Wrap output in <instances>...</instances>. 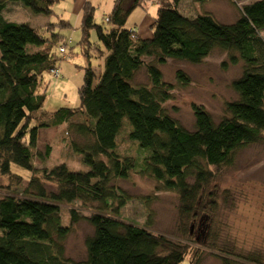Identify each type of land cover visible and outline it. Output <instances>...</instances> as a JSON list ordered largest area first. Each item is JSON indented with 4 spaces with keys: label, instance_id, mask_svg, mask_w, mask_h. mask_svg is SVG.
Segmentation results:
<instances>
[{
    "label": "trees",
    "instance_id": "16d2710c",
    "mask_svg": "<svg viewBox=\"0 0 264 264\" xmlns=\"http://www.w3.org/2000/svg\"><path fill=\"white\" fill-rule=\"evenodd\" d=\"M54 1L0 0V178L11 182L4 186L0 180L7 189L0 192V264H198L188 244L119 218L127 197L116 181L137 172L152 178L158 189L173 191L179 199V222L217 208L209 188L220 170L233 163L241 148L264 142V0L244 4L230 23L206 12L186 15L177 7L181 0H155L147 38L137 33L136 24L125 25L129 13L147 0H113L103 23L95 22L96 6L87 0L81 39L75 44L65 43L61 33L71 28L67 19L20 22L12 17V6L23 16L49 15ZM62 43L70 57L75 48L87 56L79 103L47 110L50 70L69 58L59 53ZM92 48L102 57L94 66L89 62ZM214 49L242 60V74L232 81L236 98L226 102L218 121L193 103L194 126L187 129L165 109L174 84L164 81L157 65L168 59L199 63ZM141 67L148 82L134 84ZM176 78L183 86L189 82L181 70ZM124 118L129 140L144 149L140 161L117 149ZM62 122L75 130L68 142L84 169L71 170L63 162L50 168L35 164L50 151L37 149L38 131ZM13 166L28 172L27 178ZM22 180L25 185L18 188ZM77 201L93 210L84 216L92 226L84 241L85 256L75 261L64 254L63 240L71 226L62 220L59 204ZM69 213L71 223L83 217L74 208ZM178 228L189 237L185 225ZM248 250L236 251V259L264 264L261 253Z\"/></svg>",
    "mask_w": 264,
    "mask_h": 264
},
{
    "label": "rangeland",
    "instance_id": "374dc122",
    "mask_svg": "<svg viewBox=\"0 0 264 264\" xmlns=\"http://www.w3.org/2000/svg\"><path fill=\"white\" fill-rule=\"evenodd\" d=\"M86 0H56L51 5L53 10L49 15L33 16L28 12L22 15L18 9L12 6V17L27 22H56L59 19H69L73 28H64L61 33L74 44L80 39L72 40L71 35L80 38V21L77 24V13ZM95 6V22L103 23L105 16L111 12L113 0H90ZM254 0H181L178 9L189 16L197 13H210L219 22L230 23L235 21L244 4ZM78 5V8L76 9ZM155 0H147L142 6L135 7L128 15L125 25L136 24L141 38L145 37L153 15L156 11ZM82 14V9H81ZM31 19V20H30ZM81 19V15H80ZM140 29V30H139ZM264 38V30L260 32ZM90 37H94L93 31ZM147 38V37H146ZM73 57L61 60V63L71 65L73 68L72 83L67 77L59 80L60 86H52L54 80L49 83L48 94L53 91V96L62 97L63 93L68 99L73 97L75 102L78 96V87L82 83L83 69L79 67V59L82 56L73 54ZM60 63V62H59ZM58 63V64H59ZM162 71L164 81L174 84L171 98L165 102V109L182 126L192 129L194 116L192 104L202 105L218 121L225 113V104L234 100L236 94L232 88V81L240 77L243 71V63L240 58H230L227 51L214 49L210 55L199 63H190L174 59H168L163 64H158ZM55 66L50 70L52 77L63 76ZM58 70L57 75L53 71ZM181 70L188 78L187 85L177 82L176 72ZM75 82V83H73ZM148 77L146 71L141 67L133 78L134 84H146ZM79 103V101H76ZM55 103V102H54ZM61 104V101H59ZM69 104V103H67ZM71 106L78 104L70 103ZM54 105L49 101L47 110H53ZM76 119H80L76 117ZM122 128L117 134V149L121 154L135 156L140 161L143 150L136 142H131L127 136L130 125L126 118L123 119ZM76 135L75 130L66 122L56 126L49 125L41 128L37 133V149L49 154L43 162L36 158V166H47L48 168L65 163L71 170L82 168L80 156L75 153L69 145V136ZM86 137V135H85ZM88 137V136H87ZM80 138V137H77ZM81 140V139H80ZM81 142V141H79ZM142 153H141V152ZM141 157V158H140ZM84 169V168H82ZM15 172H19L24 178L29 175L23 169L13 166ZM4 186L11 184L8 178H0ZM116 184L126 194V202L121 207L119 218L134 224L145 226L150 230L165 235L172 241L188 244L189 255L196 257L198 264H223L226 261L233 264H247L244 259H236V251H256L264 256V142L250 144L238 150L232 164L220 170L216 181L209 190L215 194L217 208L210 210L207 214L188 219L181 218L179 212L178 196L169 190H160L155 186L154 180L132 172L128 178L117 180ZM25 185V181L16 184L19 188ZM7 191L0 187V192ZM62 220L70 222V232L63 240L64 254L73 260H82L85 256V237L92 232V226L84 218L92 210V205H84L77 201L75 203L59 204ZM74 208L81 218L70 221L69 209ZM185 225L189 229V237L179 232L178 225ZM198 252V253H197ZM228 263V264H229Z\"/></svg>",
    "mask_w": 264,
    "mask_h": 264
},
{
    "label": "crops",
    "instance_id": "0c3cea01",
    "mask_svg": "<svg viewBox=\"0 0 264 264\" xmlns=\"http://www.w3.org/2000/svg\"><path fill=\"white\" fill-rule=\"evenodd\" d=\"M87 1V0H86ZM147 2V1H146ZM83 5V4H82ZM81 5V6H82ZM78 8V5H77V7H76V9ZM81 7H80V10L78 11V13H77V18H78V21H77V24L79 23V21H80V15H81ZM96 10V9H95ZM95 10H94V16H95ZM67 20H69V19H67ZM70 21V20H69ZM70 23H71V21H70ZM80 26V25H79ZM138 27V26H137ZM69 28V27H68ZM71 28H73V23H71ZM80 28V27H79ZM140 30V29H139ZM137 33H138V30H137ZM151 34V32H150V27H149V30H148V32H147V34H146V36L145 37H149V35ZM140 35V34H139ZM69 38H74L75 40L76 39H81V35H80V38H79V36L78 35H75V34H72L71 35V37H69ZM74 39H72V40H74ZM74 40V41H75ZM89 41H90V43H92V46L94 47V41H95V35H94V37L93 38H91V37H89ZM99 46V48H98V50H100V49H102V45L101 44H99L98 45ZM96 48H92L89 52H90V61L89 62H91V64L94 66V65H98L99 63H101L102 62V60H101V56L99 55V52L97 51V50H95ZM78 50V48H75L74 49V51H76V54L77 55H79L80 54V56H82L81 58H82V60L81 59H79V62L78 63H80L79 64V67H81V69L87 64V56H86V54L84 53V52H82V51H80V52H78L77 51ZM59 70H60V73H62L63 74V76L61 77V76H59L58 78H55V77H52L51 76V80H54V83L52 84V86H60L59 84L60 83H58V81L59 80H63L65 77H67L68 78V80L70 81L69 83H72L71 82V79H73V76H74V74H73V68H72V66L71 65H67V64H63V63H59ZM51 80H50V82H51ZM73 83H75V82H73ZM49 87V86H48ZM49 101H51L52 102V105H54V108L55 107H57V106H62V105H67V103H77L76 101H78V97L76 98V100H75V102H72L73 101V97L72 98H70V99H68V95L66 94V93H63L62 94V97L61 98H59V97H55V96H53V91L51 90V92L49 93V96H48V99H47V103L49 102ZM59 101H61V104H59ZM55 102V103H54ZM54 108H52V109H54Z\"/></svg>",
    "mask_w": 264,
    "mask_h": 264
},
{
    "label": "bare ground",
    "instance_id": "6f19581e",
    "mask_svg": "<svg viewBox=\"0 0 264 264\" xmlns=\"http://www.w3.org/2000/svg\"><path fill=\"white\" fill-rule=\"evenodd\" d=\"M70 39H67L66 38V41H69ZM65 43H62L61 45H59L57 48L59 50V53L62 54L63 56H66V57H69L70 58V53L68 52V50L66 49V44Z\"/></svg>",
    "mask_w": 264,
    "mask_h": 264
},
{
    "label": "built area",
    "instance_id": "2783aa9c",
    "mask_svg": "<svg viewBox=\"0 0 264 264\" xmlns=\"http://www.w3.org/2000/svg\"><path fill=\"white\" fill-rule=\"evenodd\" d=\"M57 73H58V70L53 71L54 75H57Z\"/></svg>",
    "mask_w": 264,
    "mask_h": 264
}]
</instances>
